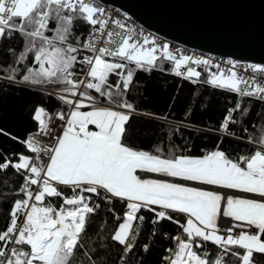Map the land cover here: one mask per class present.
<instances>
[{
	"label": "snow or ice",
	"instance_id": "6c2138e0",
	"mask_svg": "<svg viewBox=\"0 0 264 264\" xmlns=\"http://www.w3.org/2000/svg\"><path fill=\"white\" fill-rule=\"evenodd\" d=\"M130 21L104 0H0V85L39 88L59 106H37V129L23 139L0 128L24 149L0 148V264H144L158 236L171 241L160 264H264V109L246 123L248 103L264 106V64L229 59L222 67L173 52ZM165 63L185 82L237 95L218 129H189L196 107L207 106L199 98L179 121L140 110L136 77ZM137 118L149 126L138 129ZM138 131L149 149L136 143ZM189 131L219 139L201 156L186 155ZM225 138L248 151L234 158L220 147ZM102 214L114 217L115 230Z\"/></svg>",
	"mask_w": 264,
	"mask_h": 264
},
{
	"label": "trees",
	"instance_id": "16d2710c",
	"mask_svg": "<svg viewBox=\"0 0 264 264\" xmlns=\"http://www.w3.org/2000/svg\"><path fill=\"white\" fill-rule=\"evenodd\" d=\"M158 63L160 61L158 60ZM171 64H164V71L159 68L154 69L150 73L140 72L136 79L139 81V86L133 93V99L138 102L141 111H149L157 114L165 115L171 113L170 119L179 121L183 118V114L187 108L192 111V106L197 105V98L206 103V108L201 110L199 106L196 107L194 114L191 116L188 127L194 129L196 126L203 128L207 125L208 128H219L220 122L224 119L228 109L233 107L237 102V95L229 94L224 89H214L211 85H192L191 82H185L183 78L175 77L171 71ZM4 85H0V128L12 133L14 136L23 139L25 135L37 129V123L33 121L32 116L37 106H43L47 110L59 108L57 102L48 98L46 95H41L39 88H32L31 91L18 90V87L4 91ZM191 97V103L189 98ZM247 101V98H245ZM254 101V99L252 98ZM170 105H174L170 107ZM251 108V118L246 122L249 125L254 120H257V111L264 109L259 103H248ZM134 125L138 129L148 127V122L143 118H137ZM238 134L239 128H235ZM189 136L187 143L191 145V150L185 152L186 155L201 156L205 152L212 150L219 139V134H192V131L185 133ZM137 141L139 147L142 149H149L151 141L142 137L141 133L137 132ZM176 144H183V141L177 140ZM221 149H226L229 155L235 153H245L248 151L247 146L243 143H238L235 140L225 138L220 145ZM0 148L5 153L23 152L24 149L21 144L8 139L5 136H0ZM235 158V157H234ZM10 181L14 180L13 187H18L20 180L14 176L9 177ZM0 191H5L0 185ZM59 207L60 201H54ZM117 214L122 215L123 206L120 203L115 205ZM103 215V220L106 222V228L109 232L115 230L118 222L111 215ZM146 217L151 218V213H144ZM6 212H0V228H3L6 223ZM182 219V218H181ZM97 223L91 228L95 232L100 227V217L96 218ZM163 230L170 235H176L177 227L171 223L165 222ZM149 235V228H145L140 237V244H143ZM171 246L170 240H164L161 237H156L155 242L147 254L144 264H160V258L164 255V249ZM210 251H216L213 246H209ZM119 251L115 248L113 256Z\"/></svg>",
	"mask_w": 264,
	"mask_h": 264
},
{
	"label": "water",
	"instance_id": "95a60500",
	"mask_svg": "<svg viewBox=\"0 0 264 264\" xmlns=\"http://www.w3.org/2000/svg\"><path fill=\"white\" fill-rule=\"evenodd\" d=\"M104 3L181 44L264 64V0H104Z\"/></svg>",
	"mask_w": 264,
	"mask_h": 264
},
{
	"label": "built area",
	"instance_id": "2783aa9c",
	"mask_svg": "<svg viewBox=\"0 0 264 264\" xmlns=\"http://www.w3.org/2000/svg\"><path fill=\"white\" fill-rule=\"evenodd\" d=\"M105 5L108 8V10H110V11L115 10V9H119V8H116L115 6H112V5H108V4H105ZM120 11L124 12L122 10H120ZM128 15L131 17L130 24L132 26L136 27L138 30L142 29L144 34L148 35L149 38L155 37L157 39V45L167 44L169 46L170 50L173 52H176L177 50H179L180 52H182L185 55H193L196 57L211 58L214 63H220L222 65V67L226 66V61L229 59L239 61L242 64H252V62H249V61L237 60L233 57H225V56H221V55H217V54H212V53H209V52L197 49V48H192V47H189L187 45L181 44L179 42L171 40L165 36H162L160 34H157L156 32H153V31L147 29L144 25H142L140 22L135 20L130 14H128ZM157 55L159 56L160 53L158 52ZM214 71H215V69H214ZM57 110H59V108H57ZM34 131H32V132H34ZM153 176H155V175H153ZM155 177H158V176H155ZM176 182H178V181H176Z\"/></svg>",
	"mask_w": 264,
	"mask_h": 264
},
{
	"label": "crops",
	"instance_id": "0c3cea01",
	"mask_svg": "<svg viewBox=\"0 0 264 264\" xmlns=\"http://www.w3.org/2000/svg\"><path fill=\"white\" fill-rule=\"evenodd\" d=\"M155 177V176H153ZM180 183H184V184H188V185H192V186H197V187H200V185H198L196 182H183V181H178Z\"/></svg>",
	"mask_w": 264,
	"mask_h": 264
},
{
	"label": "rangeland",
	"instance_id": "374dc122",
	"mask_svg": "<svg viewBox=\"0 0 264 264\" xmlns=\"http://www.w3.org/2000/svg\"><path fill=\"white\" fill-rule=\"evenodd\" d=\"M153 178H159V177H153ZM186 185H188V184H186ZM188 186H192V185H188Z\"/></svg>",
	"mask_w": 264,
	"mask_h": 264
}]
</instances>
